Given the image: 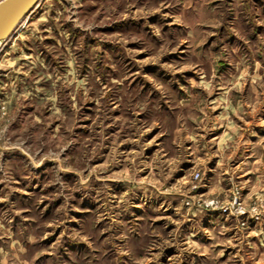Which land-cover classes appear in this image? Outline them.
I'll list each match as a JSON object with an SVG mask.
<instances>
[{
	"label": "rangeland",
	"instance_id": "1",
	"mask_svg": "<svg viewBox=\"0 0 264 264\" xmlns=\"http://www.w3.org/2000/svg\"><path fill=\"white\" fill-rule=\"evenodd\" d=\"M102 2L91 0L85 4L79 0H38L10 34L0 40V114L7 113L10 117L6 126L4 121H0V264H67L74 255L98 254L88 234L81 232L82 224L94 212L101 238L107 240L109 236L113 237L112 245L116 247L109 246L111 254L106 255L116 264H264L262 250V254L258 255L259 252L255 253L254 248L249 247L251 243L242 242L240 235H233L229 230L226 233L224 225L231 218H237L239 229L243 227L240 217L229 216L225 220V215L216 210L185 204L187 199L194 202L196 199L211 198L229 201L239 190L243 206L247 209L253 207L257 212L258 218L250 217L248 222L257 221L264 214V196L257 195L264 182L255 177L259 170L264 173V147H260L264 143V130L258 131L264 129V46L254 54V58L246 59L243 66L239 62L234 64L231 59H217L209 65L205 76L198 75L182 60L186 44L181 43L179 54L173 49L160 58L164 65L180 64V69L174 73L166 72L161 64L150 62V53L139 50L142 45L136 41L135 35L140 28L147 30L150 25L162 20L165 21L166 30L170 15L162 18L160 11L167 12V9L149 10L148 24L145 25L143 16L138 21L135 19V14L145 9L144 3L136 0L132 8L133 16L122 14L121 18L111 23H103L107 17L99 16L97 22L93 23ZM249 2L257 22L241 19L242 30L247 32L244 39L239 34L240 30L233 28L238 13L228 9L222 12L223 21L202 26L208 33L202 46H212L213 52H216L214 44L219 37L226 45L243 46L245 53L250 52L246 41L256 43L264 37V23L259 22L260 16L264 15V0ZM85 21L92 24L91 30L84 24ZM127 33H133V39L128 41L126 50L136 53V64L139 66L143 63L144 73L128 82L131 91L127 96L131 100L132 116L141 123L150 119L155 105L148 106L149 100L155 98L161 85H166L174 96L175 104L168 100L163 102L168 111L162 119L169 127L174 147L182 145L187 157L180 160L175 168H171L174 158L169 157L171 174L166 181L167 187L146 196L142 189H136L137 195L131 198L129 209L119 213L117 219L121 224H134L131 256L128 247H120L123 241L119 235L123 233L113 232L99 219L97 210L101 202L93 199L96 185L91 190H72L69 203L73 207L67 210L68 218L60 222L64 196L58 195L59 186L51 183L50 170L56 164L54 149L49 148L43 153L48 157L43 164L19 171L18 162L27 158L25 145L28 141L20 144L19 137L12 135L24 127L20 117V113H24L23 119L31 118L36 125H43V129L35 126L30 129L33 136L43 138L42 133L47 132L49 138H56L58 146L63 139L57 136L61 120L53 119V115L64 110L63 102L59 99L61 93L71 100V108L77 110L78 119L73 132L87 141L95 125V131L99 134L101 126L96 122L100 99L86 83L89 65L93 56L121 59L124 50L114 38L123 39ZM180 39L183 41L184 37ZM96 62L99 64L100 61ZM34 63L35 67H29ZM173 75L177 77L175 81L171 80ZM153 79L158 83L149 97L147 93L153 87ZM111 80L116 82L118 77L113 76ZM217 80L230 82V87L225 89L224 84L217 86ZM57 86L59 91L56 95L48 96L49 105L55 104V109L46 106L37 113L38 105H34L30 99L32 92L38 91L40 96H45ZM190 86L194 94L184 91ZM103 87L109 85L105 83ZM137 88L139 93L135 91ZM76 93H80L79 101ZM196 94L202 95L198 98ZM137 104L142 106L139 111L135 109ZM174 107L178 110L173 113V120L168 112H172ZM122 118L128 120L132 117L126 116L120 107L113 104L107 116L101 120L103 134L111 139L104 140L101 146L103 156L90 161L92 169L103 168L110 157L119 159L113 152V145H116V153L135 154L139 151V145L134 143L136 137L133 129L122 132V126L113 123ZM192 126L196 127L201 140L211 144L210 150L194 151V146L202 145L189 130ZM169 131L162 135L157 125L150 126L144 132L142 160L150 162L158 153L166 150L162 142L168 139ZM254 131L257 133L251 137ZM243 150L242 156H248L245 163L234 164L236 157L240 156L238 152ZM134 159V155L125 156L129 162ZM229 168L232 177L222 180V172L226 170L229 174ZM196 169L202 171L199 181H193L196 186L191 187L188 174ZM243 169L253 174L248 182L237 176ZM154 171L152 167H141L136 171L135 179L148 186L158 184L159 177L153 174ZM6 173L10 176L7 180L4 178ZM60 175L61 181L70 188L80 178L79 170L71 165ZM132 178V172L126 165L114 164L107 180L112 195L120 196L126 192ZM241 217L243 219L244 216ZM234 223H228L232 230L236 226ZM145 224L146 230L141 228ZM36 232H39L40 238L34 241Z\"/></svg>",
	"mask_w": 264,
	"mask_h": 264
},
{
	"label": "clouds",
	"instance_id": "2",
	"mask_svg": "<svg viewBox=\"0 0 264 264\" xmlns=\"http://www.w3.org/2000/svg\"><path fill=\"white\" fill-rule=\"evenodd\" d=\"M77 2V0H74ZM85 4L90 3L91 0H79ZM99 2V0H98ZM145 5V9L142 12H137L135 14V19L139 20V17L143 16V23L148 24V12L149 10L159 11L161 9H167V12L160 11V17H169L170 22L167 29L164 28L165 21H161L158 24L150 25L147 30L140 28L135 35L136 41L142 45L139 49L143 52H148L151 54V63L161 64V66L166 70V72H175L180 69V64H174L173 66L164 65L161 62V57L167 52L175 49L177 54L180 52L181 43H185L184 48L185 55L182 60L192 67L193 71L197 72L198 75L207 76L209 71V65L214 64L217 59L223 57L226 59H231L233 63L239 62L241 66L248 58H254V54L261 50L264 46V37L256 43L247 42L248 47L251 49L250 52L245 53L243 46L232 47L224 44V42L217 37L215 40L216 52H213L212 46L203 47L202 45L207 40L208 33L203 30V25L215 23L217 20L223 21L222 12L233 9L238 13V19L233 22V28L240 30L239 34L241 38L244 39L247 36V32L242 30L241 19L246 21H251L256 23L255 16L251 10V5L249 0H141ZM136 0H103L100 3L99 12L93 17V23L97 22L99 16L107 17L103 23H111L112 20L121 18L122 14H127L128 16H133L132 8ZM121 9L123 12H121ZM260 23H264V15L260 16ZM87 24V21L84 22ZM173 24L175 27H173ZM82 26H84L82 24ZM89 30H91L92 24H87ZM181 37L184 40L181 41ZM120 45L123 51V57L118 60H113L110 57H92V62L89 65L88 76L86 78L87 85H90V91L100 99L99 105V115L97 119V124L101 126V132L99 134L95 131V125L93 126V131L90 133V139L84 141L82 137L78 136L73 132L72 128L78 119L77 110L71 108V100H68L62 93L59 99L63 102L64 110L53 115V119L59 118L61 120V128L57 132L58 137H63L59 141L58 146L56 138H49L47 132H43L41 138L40 136H33L30 129L33 126L40 127L43 129V125H36L35 120L28 118L23 119L24 113H20V117L23 121L24 127L17 129L15 133H12L14 137H19V143L24 144L25 140L28 144L25 145L27 149V158H22L19 163V171H26L31 168L32 165L43 164L44 160L48 159L46 155H43L49 148H53L56 156V164L50 170L52 173L51 183L57 184L59 186L58 195L64 196V204L60 209L62 215L61 223L63 219L67 217V210L72 208L73 205L69 203V198L71 197L72 190L74 188L88 189L91 190L93 185H96V195L93 197L94 200L100 201L99 219L104 221V223L112 229L113 232L123 233L119 235V239L123 241L120 247H128L129 255L133 254L131 247L133 238L131 237V232L133 230L134 224H121L117 219L120 212L127 211L129 205L131 204V198L136 196V189H142L145 196L152 194L157 191H163L167 187L166 181L168 175L171 174L169 157H173L171 163V168H175L179 161L186 157V150L183 146L174 147V142L172 140V134L169 131V127L166 122L162 119V116L168 110L163 106V102L168 100L170 103L175 104V99L171 90L166 85H161L159 92L156 94L154 99L149 100V105H155V110L152 112L150 119L145 120L143 123L137 121L134 116H132V106L131 100L128 99L127 93L131 91L129 89V81L142 76L144 73L143 63L139 66L136 64V53L134 51L126 50V45L129 40L133 39V33L125 34L123 39L114 38ZM57 55L60 53L57 50ZM126 59V63H125ZM99 60V64H97ZM35 63L29 67H35ZM136 71H133V69ZM116 76L118 80L113 82L111 77ZM47 78V77H45ZM35 79V77H33ZM176 76H172L171 80L175 81ZM107 83L109 87H103ZM158 83L157 80H152V88H149L147 95L152 96L155 85ZM215 84L218 86L224 84L225 89L230 87V82L224 80H217ZM34 88L35 85L33 84ZM83 85L81 87V92ZM39 91H44L40 89ZM59 91V87L51 92H47L45 96H40L38 91H33L30 99L34 105H38L37 113L41 110L50 106L55 109L56 105H49L48 96L56 95ZM139 93V88L135 89ZM179 90H177L178 92ZM185 92L193 93V89L190 87L184 89ZM101 93H104L101 96ZM199 98L202 94H196ZM77 101L80 99V93H76ZM113 97H119V99H113ZM115 104L120 107L121 111L125 113L126 116H131V119L125 120L122 118L121 121H114L113 123L122 126V132L124 129H133L134 135L136 137L134 143L139 145V151L135 154H129L126 152L116 153V145H113V152L119 156V159L109 158L107 164L103 168L92 169L90 161L94 158H101L103 153L100 151L104 140H110L103 134V125L101 120L107 116L112 105ZM147 107V106H145ZM142 106L140 104L135 105L137 111L141 110ZM178 108L174 107L172 112H168L171 119L174 120L173 113L177 111ZM10 119L7 113L0 114V121L5 122ZM137 125H139L137 127ZM159 126L161 129V134L169 131V136L166 141L162 144L165 147V151L158 153L156 157L152 158L150 162H145L141 159L143 148L145 147V142L142 139L145 131L149 130V127ZM190 131L196 135V139L200 141L202 147H195L194 151H208L211 148V144L207 141L200 139L199 134L196 132V127L192 126ZM207 131V129H205ZM98 141V142H97ZM118 143V142H117ZM175 143H179L176 141ZM95 144V147L93 145ZM264 147V143L260 145ZM67 149V151H65ZM229 151L231 148L229 147ZM71 153V155H69ZM134 155L135 159L131 162L125 160V156ZM207 159V157H205ZM226 163V161H225ZM114 164L126 165L132 172V180L127 184V191L123 192L120 196L112 195L107 180L109 179V174L112 172V166ZM71 165L74 169L79 170V179L70 188L67 184L61 181V173L64 169ZM152 167L155 169L154 175L159 177V183L148 186L145 182H140L135 179L136 171L141 168ZM201 169L192 170L188 174V180L191 187H195L196 184L193 181H199V175ZM232 175V171L229 168V176ZM6 180L10 176L6 173ZM222 177V174L220 176ZM88 193H85L87 195ZM144 199V197H140ZM107 218V219H105ZM97 217L95 212L92 217L82 224L81 232H86L92 240V247L97 249L98 254L88 253L84 256H72V258L67 262V264H116L115 260L109 259L106 253H110L109 246L115 248L112 245L113 237L109 236L107 240L101 238L100 232L96 228ZM147 223V222H146ZM39 228V224L37 225ZM142 229L146 230V224L141 226ZM107 230V229H106ZM39 232H36L33 236V240H39ZM14 251V249H10ZM24 251V250H20Z\"/></svg>",
	"mask_w": 264,
	"mask_h": 264
},
{
	"label": "crops",
	"instance_id": "3",
	"mask_svg": "<svg viewBox=\"0 0 264 264\" xmlns=\"http://www.w3.org/2000/svg\"><path fill=\"white\" fill-rule=\"evenodd\" d=\"M264 129H260L258 130L259 132L263 131ZM254 133H257V131H254L253 134H251L250 136H254L255 134ZM242 152L243 151H240L238 152V154L240 156H237L236 157V161H234L233 163H237L236 165H239V164H244L247 157L248 156H242ZM222 175H223V178H221L222 180H227L229 178L232 177L229 176V174H227V171L224 170L222 172ZM237 176L238 177H241L243 179V181H246L248 182L249 180H251V177L253 176V174H250L249 171H245L243 169V171H241L240 173H237ZM259 176V178L257 179V177ZM255 177H256V180H262L263 181V178H264V173L259 170V172L257 171L255 173ZM256 193V192H255ZM257 195H261V196H264V186L263 187H260L259 188V192H257ZM225 220H228L227 217H229L228 215H225ZM232 219V220H231ZM229 220V222L227 221L224 225V229L227 233V231L229 230V232H232V234L234 235H240L241 238H242V242H244L245 244H249L251 243V245H249V247L251 248H254V252L258 253V255H261L262 253H264V214L261 215V218L257 221H253V220H250L245 226L241 227V229H243V231L241 229H239V226H238V220L237 218H231ZM234 219V220H233ZM234 222L235 221V225L233 230H232V227H228V223H231V222ZM231 225V224H230ZM262 250V251H260ZM262 252V253H261Z\"/></svg>",
	"mask_w": 264,
	"mask_h": 264
},
{
	"label": "built area",
	"instance_id": "4",
	"mask_svg": "<svg viewBox=\"0 0 264 264\" xmlns=\"http://www.w3.org/2000/svg\"><path fill=\"white\" fill-rule=\"evenodd\" d=\"M185 204L189 207L200 206L206 210H216L222 215L240 217V224L242 226H244L248 222L250 217L255 219L258 218L255 208L252 207L250 209H247L245 206H243L239 190H236L235 195L232 197V200L229 201L224 202L217 198H211L196 199V202H194L193 199H187L185 200ZM241 216H244L243 219Z\"/></svg>",
	"mask_w": 264,
	"mask_h": 264
},
{
	"label": "water",
	"instance_id": "5",
	"mask_svg": "<svg viewBox=\"0 0 264 264\" xmlns=\"http://www.w3.org/2000/svg\"><path fill=\"white\" fill-rule=\"evenodd\" d=\"M37 0H0V40L34 7Z\"/></svg>",
	"mask_w": 264,
	"mask_h": 264
},
{
	"label": "bare ground",
	"instance_id": "6",
	"mask_svg": "<svg viewBox=\"0 0 264 264\" xmlns=\"http://www.w3.org/2000/svg\"><path fill=\"white\" fill-rule=\"evenodd\" d=\"M37 1H38V0H37ZM37 1H36V2H37ZM35 4H36V3H35ZM35 4H34V5H35ZM24 16H25V15H24ZM24 16H23V17H24ZM23 17H22V18H23ZM22 18H21V19H22ZM21 19H20V20H21ZM20 20H19V21H20ZM19 21H18V22H19ZM18 22H17V23H18ZM17 23H16V24H17ZM16 24H15V25H16ZM14 27H15V26H14ZM14 27H13V28H14ZM11 31H12V30H11ZM11 31H10V32H11ZM9 34H10V33H9ZM9 34H8V35H9ZM8 35H7V36H8ZM7 36H6V37H7ZM6 37H5V38H6ZM5 38H4V39H5Z\"/></svg>",
	"mask_w": 264,
	"mask_h": 264
}]
</instances>
